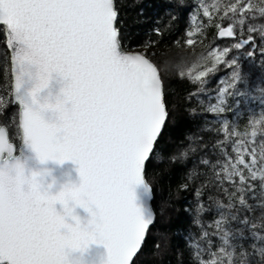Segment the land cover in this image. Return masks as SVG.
I'll return each mask as SVG.
<instances>
[{
  "label": "snow or ice",
  "instance_id": "snow-or-ice-1",
  "mask_svg": "<svg viewBox=\"0 0 264 264\" xmlns=\"http://www.w3.org/2000/svg\"><path fill=\"white\" fill-rule=\"evenodd\" d=\"M202 14L207 25L187 30L186 45H195L214 18L218 38L236 42L212 48L187 73L202 92L220 66L230 70L206 109L220 124L206 120L188 137L204 154L187 173V181L199 182L192 219L199 227L185 234L186 247L192 264H264V73L250 88L243 70L258 47L264 65V24L252 23L264 19V0H227L202 6ZM117 18L115 0H0L22 132L17 154L0 126V264H132L154 222L146 164L169 113L156 66L125 51ZM54 74L65 82L56 94ZM226 97L234 101L228 108ZM249 100L258 107H246ZM242 112L254 117L250 131L237 129ZM213 132L223 139L200 135ZM29 153L41 164L71 161L79 183L66 181L53 192L49 170L26 174ZM205 194L212 203L201 202ZM92 245H103L106 257L94 259Z\"/></svg>",
  "mask_w": 264,
  "mask_h": 264
},
{
  "label": "trees",
  "instance_id": "trees-1",
  "mask_svg": "<svg viewBox=\"0 0 264 264\" xmlns=\"http://www.w3.org/2000/svg\"><path fill=\"white\" fill-rule=\"evenodd\" d=\"M226 2L227 0H115L118 11L116 26L122 44L127 51L133 48H148L147 56L156 66L163 82L169 113L155 153L146 164V180L153 190V199L150 203L155 220L132 264H192L185 234L190 228L195 231L199 227L192 224L196 207L195 189L199 187V182L187 181V173L192 169L193 163L204 154V149L198 141L189 140L188 137L196 136L198 126L206 120L211 125L220 124V119L213 120L206 109L209 106V98L215 97L218 88L222 86L219 81L229 79L230 70L220 66L215 75L208 77L209 83L204 85L202 92H197L200 85L192 83L187 73L195 64L203 63L200 58L209 50L214 47L220 49L231 47L236 40L231 37L217 38V29L214 25L220 21L214 18L212 26L205 27L203 33L205 40L211 42L210 46L202 52H185L182 48L187 39V30L201 23L205 25L208 23L207 18L203 17L202 6L210 7L216 3L222 6ZM173 16L176 17L175 20L172 19ZM252 23L259 26L264 24V19L258 18ZM157 28L160 29V35L154 31ZM240 31V27L237 26V40L240 38ZM244 31L246 38V28ZM254 35L259 45L261 43L259 35ZM235 54L233 51L231 55ZM261 59L258 47L254 62L248 60L243 62V70L251 74L250 88H254L257 78L264 73ZM181 73L185 75L182 77ZM260 84L264 85V80H261ZM9 91L7 53L0 29V126L5 127L10 142L16 144L17 110L11 103ZM193 92H197V95L190 97L189 94ZM253 95L259 97L261 93L255 90ZM233 103L231 97H226L222 107L228 108ZM246 107L256 109L258 106L249 100ZM230 115L227 111L223 114L228 117ZM251 118L254 117L249 112H242L237 129L241 132L250 131L248 120ZM200 135L204 140L223 139V132H220L218 137L215 132L211 137ZM184 183H188L187 189L181 188ZM201 202L206 205L212 203L208 201L207 194ZM206 219L209 224L212 223L210 216Z\"/></svg>",
  "mask_w": 264,
  "mask_h": 264
},
{
  "label": "water",
  "instance_id": "water-1",
  "mask_svg": "<svg viewBox=\"0 0 264 264\" xmlns=\"http://www.w3.org/2000/svg\"><path fill=\"white\" fill-rule=\"evenodd\" d=\"M1 30H2V36H3V45H4L5 51L7 53V71H8V76H9V89H10L9 93H10L11 103H12V105H14L16 107V110H17L18 139H17L16 144H14L13 142H11V143H13L14 147L17 149V154H18L19 148L22 146V132L18 127L19 106H18V104L14 103V98L12 96L11 85L13 82V78L11 75V62H10L11 52H10V49L7 47V34L3 29H1ZM216 37L218 38L217 33H216ZM223 38H226V37H223ZM219 39H222V38H219ZM125 51H127V50H125ZM128 52L137 53V52H132V51H128ZM54 76H55V80L53 81V84L51 86V90H52L53 94H56L59 92V89L61 87H63V84L65 82H63L62 79L60 77L56 76L55 74H54ZM31 86H32L31 83H27V84H25V89H28ZM44 95H46V92H42L40 94L41 97ZM51 115H52L51 113H45L46 118H50ZM5 135L8 138V134H7L6 129H5ZM9 142H10V140H9ZM27 156H28V159L26 161V174H30V172H33V171L39 172L43 169L49 170V172H50L49 179L54 178L57 181V184L52 189L53 192L58 190L60 184L66 182V181H71L72 183H77V184L79 183L78 174L76 172V168L78 166L73 164L71 161H65L63 164H56L55 162H52V161L41 164L38 160H36V158L34 157L33 154L29 153V154H27ZM57 208H58V210H60L59 205H57ZM75 212L77 215H79L81 217L82 221L86 220L88 218V214L85 213L83 211V209L77 208L75 210ZM154 220H155V215H154ZM152 225L149 226V229ZM149 229L147 230V232L149 231ZM146 235H147V233H146ZM146 235H145V238H146ZM91 249H92V257L94 259H96L97 261L103 257H106V250L103 248V245H92ZM135 256L133 257V260H134Z\"/></svg>",
  "mask_w": 264,
  "mask_h": 264
},
{
  "label": "rangeland",
  "instance_id": "rangeland-1",
  "mask_svg": "<svg viewBox=\"0 0 264 264\" xmlns=\"http://www.w3.org/2000/svg\"><path fill=\"white\" fill-rule=\"evenodd\" d=\"M201 40H202V42H201ZM210 45H211V42L206 41L204 36H203V37L197 38V43L193 46H188V45L184 44L182 51H185V52L186 51L187 52H202L205 50V48L207 46H210ZM129 51L145 54L147 56L148 48H146V47H144V48H133L132 50H129ZM147 58H148V56H147Z\"/></svg>",
  "mask_w": 264,
  "mask_h": 264
}]
</instances>
